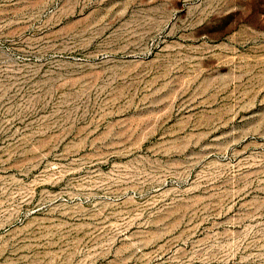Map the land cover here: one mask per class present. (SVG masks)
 Returning a JSON list of instances; mask_svg holds the SVG:
<instances>
[{
  "label": "rangeland",
  "instance_id": "1",
  "mask_svg": "<svg viewBox=\"0 0 264 264\" xmlns=\"http://www.w3.org/2000/svg\"><path fill=\"white\" fill-rule=\"evenodd\" d=\"M0 264H264V0H0Z\"/></svg>",
  "mask_w": 264,
  "mask_h": 264
}]
</instances>
